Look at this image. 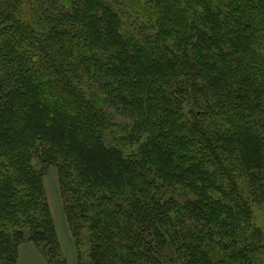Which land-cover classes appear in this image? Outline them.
Masks as SVG:
<instances>
[{"label": "trees", "instance_id": "1", "mask_svg": "<svg viewBox=\"0 0 264 264\" xmlns=\"http://www.w3.org/2000/svg\"><path fill=\"white\" fill-rule=\"evenodd\" d=\"M45 2L0 0V264H68L52 165L86 264H264V0Z\"/></svg>", "mask_w": 264, "mask_h": 264}, {"label": "rangeland", "instance_id": "2", "mask_svg": "<svg viewBox=\"0 0 264 264\" xmlns=\"http://www.w3.org/2000/svg\"><path fill=\"white\" fill-rule=\"evenodd\" d=\"M48 2L47 0H44V2ZM61 0H49V4H44L45 7H52L55 6L54 2L58 3L56 5H61ZM116 4V7L123 12L125 15V18L128 17V19H131L128 13L131 12L125 5H123L121 2H118V0H113ZM32 20H37V13L32 12ZM40 22V21H39ZM95 81H89L87 83V90L89 93H93L94 91L97 92L95 94V98L104 97L105 95L99 92L97 88H95ZM192 107L191 104L186 105V109ZM105 108L112 112L114 114V120L117 121L120 124H125L129 121L128 118L123 117L120 113L115 112V109L109 105L105 104ZM108 136L106 137L107 143L118 144V137L119 134L116 132L108 133ZM34 166L38 169L41 167L40 159L35 156L33 158ZM237 173L239 174V177L241 176V179H245V176L243 175L242 170H238ZM241 174V175H240ZM244 177H243V176ZM60 175H59V169L56 165H52L47 169V172L44 176V191L45 195L47 197V200L50 205V211L51 216L54 220L55 227L58 234L59 244L61 247V251L63 253V256L66 258L68 264H86L88 260V254H89V232L87 227H85L79 237V241L75 238V235L72 232V229L68 223V218L66 214L65 209V198L62 193V189L60 186ZM184 191L174 190L167 193V196L165 199L171 197V200L173 202L181 201L183 198ZM252 207L254 210V221L255 223L261 228L262 231H264V204L261 202L252 203ZM18 264H50L48 262L47 257L45 256V253L42 251V248L37 243L26 240L25 242L21 243L19 246V258H18Z\"/></svg>", "mask_w": 264, "mask_h": 264}]
</instances>
